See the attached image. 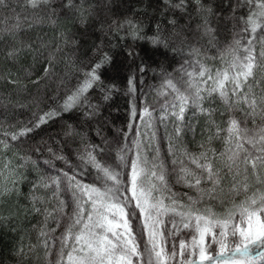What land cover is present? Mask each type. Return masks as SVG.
Listing matches in <instances>:
<instances>
[{
	"label": "snow or ice",
	"instance_id": "snow-or-ice-1",
	"mask_svg": "<svg viewBox=\"0 0 264 264\" xmlns=\"http://www.w3.org/2000/svg\"><path fill=\"white\" fill-rule=\"evenodd\" d=\"M163 4L172 16L157 20L151 35L134 16L108 24L121 40L182 55L173 72L161 70L153 103L145 94L138 108L136 74L127 77L128 123L109 136L103 107L120 91L105 80L118 72L114 56L103 43L81 52L74 35L44 41L28 33L66 10L81 25L94 17L103 24L111 0H0L5 58L15 64L31 55L41 65L23 79L0 73L11 89L0 95V205L18 201L27 172L40 170L24 206L39 217L36 242L15 249L20 261L42 251L43 264H264V0ZM176 13L187 17V29L178 30ZM221 32L228 33L223 43ZM124 55L132 62L139 52L127 47ZM138 70L142 85L147 66ZM189 112L206 125L196 152L184 143L196 131ZM68 113L80 124L65 122L61 139L40 135ZM174 183L193 195L176 193ZM19 211L0 215V225ZM182 233L187 239L177 240Z\"/></svg>",
	"mask_w": 264,
	"mask_h": 264
},
{
	"label": "trees",
	"instance_id": "trees-1",
	"mask_svg": "<svg viewBox=\"0 0 264 264\" xmlns=\"http://www.w3.org/2000/svg\"><path fill=\"white\" fill-rule=\"evenodd\" d=\"M53 4L58 5L60 0H52ZM88 3L94 4L95 0H87ZM213 3H218L219 0H212ZM15 6V5H13ZM111 6L113 9L112 13H105V22L103 24L97 18H93L87 25H81L77 16H75L71 11H65L60 13L59 7H57V13H60L57 17L52 19L55 23L50 22L45 19L43 23H38L37 27L29 31L28 36L33 40H36L37 36L41 37L44 41H55L57 39L58 33H66L70 36L74 35L81 45V52L85 49H91L94 45L104 44L105 50L110 51L114 56L116 61L117 73H107L105 75V80L107 83H115L120 89L119 92L113 94L112 98L103 107V117L108 121V131L107 135H115V129L126 128L129 119V107L132 97L126 95L127 90V77L135 72L137 81L136 87L137 91L135 93L137 107L139 108L140 99L145 95L149 103L155 101V97L152 94V89L160 82L161 70L167 72H173L182 63V55L178 51L175 54L168 52V54L162 55L161 51H156L153 47L144 41L133 42L130 38L121 40L118 35H115L108 30V24L112 20H123L125 17L134 16L136 19L143 21L145 24V31L151 35L153 32V25L157 20L165 21L166 17H171L172 13H166L164 11L163 0H111ZM7 11V10H6ZM17 11L20 9L17 7ZM162 14V16H160ZM194 15V14H193ZM160 16V17H159ZM175 18L178 21V30L187 29L188 20L187 17L181 13H176ZM62 22V23H61ZM186 26V27H185ZM196 21L191 22V28L195 29ZM87 28V31H85ZM171 30V26H169ZM120 35H123L121 33ZM228 37V33H220V41L223 43ZM189 43L193 40L192 32H188ZM111 42V43H109ZM175 42L179 44V39ZM112 45H117L112 47ZM127 47H133L137 52H139V57L132 62L128 61V58L124 55ZM69 51H72L69 49ZM171 53V54H170ZM89 54H91L89 52ZM143 63L147 66V70L143 73V84L141 85V73L138 70V66ZM40 64L34 61L31 55L23 57L21 60L12 64L5 58L4 50L0 48V73L7 74L9 71L14 75L18 74L21 79L24 78L26 73L35 74L40 69ZM64 65H60V69H63ZM115 76V79L110 77ZM28 83L27 80L24 81ZM29 92L32 95H36V88L29 84ZM9 86L0 82V95H4L10 92ZM43 97V92H41ZM93 102H96L99 98V93H92ZM24 99H30L29 96H25ZM47 102L42 103L41 107L46 108ZM195 126V135L193 133H188L184 137V143L189 148L190 151H198V144L203 139L202 133L205 132V121L203 117L197 116L192 117L191 112L187 114ZM30 117V111L27 109L20 114V118L27 120ZM71 123L74 125H79V119L71 114H65L63 118L56 119L51 122L50 125L46 126V131L42 132L40 135L45 138L51 136L56 139H61L63 132L64 123ZM83 130L87 131V126H84ZM164 129L161 127L159 129V135L163 136ZM93 140H97L92 134ZM39 139V137H37ZM76 145H73L75 147ZM218 146V145H216ZM162 148H166V144H162ZM23 151V149H21ZM40 170H29L27 172V181L23 183L20 187L23 195L18 201L12 200V206H2L0 207V215L8 217L14 212L12 209L20 206V211L14 216L12 220H5V222L0 225V264H43V252L30 254L25 260L20 261L16 256L15 249L23 243L24 245L34 244L36 242V232L33 230V225H35L39 217L35 215H25L24 206L27 205L28 201L25 199L29 195L32 182L38 180ZM173 191L178 194H183L188 192L189 195H193L189 189L183 187L179 184H173ZM214 210L217 212L221 211V207L217 204L214 205ZM7 211V212H6ZM17 211V210H16ZM16 213V212H15ZM218 231V230H217ZM187 239V236L182 233L181 237ZM190 242V241H189ZM216 245L212 244L210 251L216 249Z\"/></svg>",
	"mask_w": 264,
	"mask_h": 264
},
{
	"label": "rangeland",
	"instance_id": "rangeland-1",
	"mask_svg": "<svg viewBox=\"0 0 264 264\" xmlns=\"http://www.w3.org/2000/svg\"><path fill=\"white\" fill-rule=\"evenodd\" d=\"M160 16H162V14L160 15ZM159 16V17H160ZM187 19V18H186ZM62 23V22H61ZM186 27V26H185ZM175 45L176 46H179V44H177V42H175ZM171 54V53H170ZM13 201H8V202H6V203H4V204H2V205H0V207H2V206H9V207H11L12 206V203ZM20 209H22V208H20ZM13 210V212L15 213L16 212V210H17V208H15V209H12ZM7 212V211H6Z\"/></svg>",
	"mask_w": 264,
	"mask_h": 264
}]
</instances>
